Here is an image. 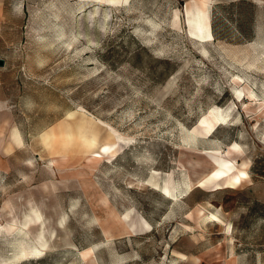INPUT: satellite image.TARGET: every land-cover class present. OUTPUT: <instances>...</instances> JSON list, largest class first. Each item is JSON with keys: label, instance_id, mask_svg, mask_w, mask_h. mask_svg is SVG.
I'll return each instance as SVG.
<instances>
[{"label": "rangeland", "instance_id": "obj_1", "mask_svg": "<svg viewBox=\"0 0 264 264\" xmlns=\"http://www.w3.org/2000/svg\"><path fill=\"white\" fill-rule=\"evenodd\" d=\"M0 59V264H264V0H0Z\"/></svg>", "mask_w": 264, "mask_h": 264}, {"label": "bare ground", "instance_id": "obj_2", "mask_svg": "<svg viewBox=\"0 0 264 264\" xmlns=\"http://www.w3.org/2000/svg\"><path fill=\"white\" fill-rule=\"evenodd\" d=\"M104 1H106L107 3H111V4H118L119 2H120V0H104ZM126 1V0H125ZM191 23H192V32H191V34H192V36L195 38V39H197V40H199V41H206L208 38H210V36H211V32L209 31V29H208V26H207V23H206V20H205V18H204V15H203V13H202V11H200V10H198V12H196V14L192 17V19H191ZM260 109H261V107H260ZM225 118V117H224ZM220 122V121H219ZM210 127V126H209ZM12 139L17 143V144H21L22 142V139H21V137H20V135L17 133V132H13L12 133ZM88 142H95L94 141V139H91V140H89ZM108 150H110V148L109 147H107L106 145H101L100 146V150H99V152L98 153H93L92 154V156L93 157H98V156H100V154L102 153H105V152H107ZM242 170H244V169H246V165L244 164V165H241V167H240ZM145 182V181H144ZM154 183V182H153ZM140 184V183H139ZM138 184V185H139ZM155 184V183H154ZM131 187V186H130ZM161 191L163 192V194L164 195H166L168 198H170L171 200H174V199H176V195L173 193L174 192V190H173V192H171V190H169L166 186L165 187H162L161 188ZM108 198V197H107ZM132 209V208H131ZM129 212H131V211H129ZM204 218V219H203ZM216 217H215V215H213V214H210V215H207V216H205V215H202V217H201V219H203V221L205 222V220H209V221H211V220H213V219H215ZM15 224H12V226H14ZM23 226H25V223H23ZM146 226L147 227H149L150 225L148 224V223H146ZM128 229H130V227H128ZM132 232V231H131ZM196 262H197V260H196Z\"/></svg>", "mask_w": 264, "mask_h": 264}, {"label": "water", "instance_id": "obj_3", "mask_svg": "<svg viewBox=\"0 0 264 264\" xmlns=\"http://www.w3.org/2000/svg\"><path fill=\"white\" fill-rule=\"evenodd\" d=\"M3 65H4V61L0 59V67H2Z\"/></svg>", "mask_w": 264, "mask_h": 264}]
</instances>
